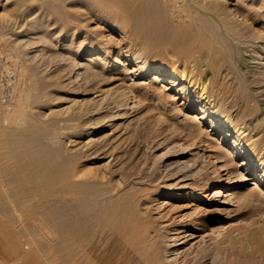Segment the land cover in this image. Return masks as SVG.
Returning <instances> with one entry per match:
<instances>
[{"label": "bare ground", "instance_id": "bare-ground-1", "mask_svg": "<svg viewBox=\"0 0 264 264\" xmlns=\"http://www.w3.org/2000/svg\"><path fill=\"white\" fill-rule=\"evenodd\" d=\"M193 1L81 0L83 13L72 11L74 15L64 9L65 5L62 10L59 7L62 13L55 17L53 27L44 21L50 13H43L32 24L17 20L13 23L15 50L6 54L15 61L13 69L0 53V254L20 260L21 264H264V195L258 183L255 190L236 198L256 207L250 206V217L244 224L216 229L221 236L218 243L200 241L204 245L188 253L180 252L182 245L196 239L200 232L191 227L193 219L156 214L148 193L155 190L142 188L145 183L150 188L156 186L157 192L174 199L201 192L204 187L199 189L198 183L188 182L196 175L195 165L181 159L189 155L194 160L204 157L195 139L197 133L206 130L208 136L220 132L223 139H229L233 148L228 156L231 163L243 156L236 170H219L215 180H208L209 187H217L227 179V188L234 184L236 176L243 179L240 168L250 166L253 157L264 165V118L256 122L248 119L254 109L251 106L264 101V85L260 91H252L248 81L236 76L231 65L224 74V63L231 57L228 43L218 39L215 21L209 13L197 9ZM53 2L49 8L57 12ZM212 7L222 6L214 3ZM87 13L88 20L104 27V33L86 25L89 21L82 16ZM73 20V35L84 33L83 41L78 45L57 44L54 53L56 65L64 66L71 82L80 78L95 82L107 73L122 75L124 69L117 70L102 55L117 53L121 57L119 64L137 66L141 77L154 72L153 81L166 77L172 86L180 85L177 91L186 94L188 109L199 111L195 122L183 129L185 139L193 141L191 149L183 143L173 149L171 157L181 159L169 162L164 155L158 165L148 166V172L125 173L121 170L127 159L122 143L112 145L108 141L111 146L105 145L97 150V156L86 155L82 160V152L96 148L95 134L107 129V120L111 122L117 115L109 114L113 103L102 105L110 98L112 88L100 89L90 109L85 110L76 99L67 101L65 107L54 103L61 99L60 89L57 82L45 77L49 64L44 60V49L38 47L66 39ZM233 26L236 33L240 26ZM118 31L121 35L116 39ZM159 46L168 47L170 52L165 55ZM168 60L172 70L166 68ZM180 66L181 76L177 73ZM128 92H120L115 98L112 95V102L129 110ZM16 109H20L19 115ZM63 112L71 113L73 118L61 119ZM75 119L76 126H67L69 120ZM91 163L96 166L91 167ZM232 196L233 193L217 195L216 205L226 207L212 210L220 214L225 211L227 221L233 214L228 206L237 202Z\"/></svg>", "mask_w": 264, "mask_h": 264}, {"label": "rangeland", "instance_id": "rangeland-1", "mask_svg": "<svg viewBox=\"0 0 264 264\" xmlns=\"http://www.w3.org/2000/svg\"><path fill=\"white\" fill-rule=\"evenodd\" d=\"M50 1L52 2L53 0H0V53L2 58L6 57V59L8 60L7 65L9 66V68L13 69L15 66V61L12 60L11 57H7L6 54L15 50L12 42L15 39V33L12 31V25L14 22H16V20L22 21L21 23H26L28 25L37 21L43 13H50L48 17L50 15L51 16L47 19V21L46 19L44 21L47 22V25L51 27L52 25H54L53 23L55 17H58L59 14L61 15V8L64 5L68 8L64 9H66V11L70 10L74 15H76L75 12L77 11H80V13H83L85 11V7L83 6L84 3H81V0H55V3L53 2L54 4H57L55 5V7H58V10L59 7L61 9L59 11L57 10V12L52 11L51 8H49V5H51L49 4ZM188 1L189 0H180L182 4L183 2L184 4H187ZM214 3H221L222 7L213 8L212 5ZM193 4L194 6L196 5L197 9H201L200 11L207 14L209 13V17L212 19V21H215L214 24H216L215 26L217 27L218 32H220V34H217V36H219L218 39H224L223 41L228 43L229 56H231L229 57V61L231 63L229 61L225 62L223 70H227L228 68L226 69V67L231 65V69L235 73L237 72L236 76H238L244 82L248 81L246 83L249 84L252 91H260L262 89V86L264 85V0H194ZM81 9L84 11L81 12ZM88 15L89 13H87L86 15L84 14L82 18H86L88 20L90 18V15ZM226 18L228 19V21ZM88 21L89 22H86V25H89L91 28H96V31L99 33L105 32L104 27L99 23L92 22L91 20ZM234 21L237 23H235ZM72 22L73 23L70 24V29H68V32L66 34V39L60 40L59 38L58 41L48 42V44L50 43L51 45L44 44L38 47L40 50L44 49V60L47 64L50 65V67L48 65V71L46 72L45 77L49 78V81L57 82L58 89H60L58 91L61 99L56 100L54 103L57 104L58 102V104H64V106L62 107H65L68 105L67 101L76 99L75 101H77L79 105L82 104L84 106V109H90L94 104L93 99L95 98L96 93L100 91V89L108 90L112 88L110 98L104 101L102 105H105L110 101V103L113 104L109 105L111 106V109H109V114H112L113 116H119L113 118V121L111 122L107 120V129L95 134L94 138L97 140V146L94 149L84 151L85 153L82 152V155H79L80 157L84 155L82 160L87 158L86 155H88V157H90L91 155L97 156L99 152L97 150L103 148V146L105 145L111 146V144L113 145L114 143L116 144L120 142L122 143L121 150L127 158L125 164L123 165L124 167L122 166L121 169L125 173H134V171L137 170H142V172L145 173L148 166L158 165L162 158L161 156L164 155L169 162H174V160L178 161L179 159H181L180 157L179 159L178 157L177 159L171 157L174 154L175 145L183 143L184 146H189L188 148L191 149V144L193 143V141L185 139V137L183 136V129L191 126L195 122V116L199 114V111L188 109L187 101L185 99L186 94L184 92L179 93V91H177L180 85L178 84L172 86L167 81H165L166 77H161L160 80L155 82L153 81L155 77L154 72H150L146 77H141L140 71L138 70L137 66L133 64L127 65L125 67L121 66L119 64V60L121 59V57H119L117 53L108 54L107 56L105 54L102 55L106 60L113 62L116 65L117 70L124 69L122 75L107 73L104 77H102V79L95 80V82H90L91 84L87 83L89 81L84 80L83 78H80L76 81L73 80L71 82V80H69V74H67L66 70L64 71V66L56 65L54 53H56L57 51V44L58 46L74 43V45H78L83 41L84 33L76 35L74 37L73 31L76 23H74V20ZM229 22H231L232 24H229ZM231 25L240 26L239 30H237L236 32L237 34L234 31V26L232 28ZM229 28L232 29L233 32ZM57 32H59V30ZM57 34L58 33H56V35ZM120 35L121 34L118 31L114 34V37H116V39H119ZM234 36L237 37V40ZM227 37L230 40L226 39ZM229 41H231V43ZM158 49H161V51L163 50L162 52L164 54L170 52V49L166 46H159ZM170 58L174 59L171 56ZM151 61L156 62L155 60ZM165 64L168 70H172V63L169 60L166 61ZM181 69L182 66H180L177 71L179 76H181V73L179 72ZM225 73L226 71L224 72V74ZM123 91H129L130 93H128L131 94V100L129 101V110H123V107H117V105L112 102L114 101L112 100V98H115L117 94H121L120 92L123 93ZM13 104H15L16 106L20 105L19 101H13ZM251 108L253 109V111L248 117L249 120H254L256 122L259 119L264 118V101H261L260 105L259 103H255L253 106H251ZM19 110L20 109H16L14 110V112L19 115ZM45 111L46 110H42V113H44ZM65 114L66 113L63 112V115L65 117L61 115L60 118L63 120L73 118V116H69V114L71 113H68L66 115ZM66 124L67 126L71 127V125L78 124V120H69V122ZM206 131H204V133H199V135L197 133L195 139L197 148L199 146L200 148H202V150H204V152L202 151L201 154L205 153L204 157L206 158L201 157L194 160L190 159L192 157L189 155L185 159H181L182 162H185L186 160L190 164L195 165L196 170L194 173L196 175L192 177V179H190V181L188 182L193 181L196 184L198 183L197 185L199 186V189L204 187L201 192L196 191V195L192 197L188 196L174 199L171 195H163L166 193L157 192L156 190H158V188H156V186L150 185V188L148 185H146V183L145 185H142V188L145 187L147 189L149 188L151 190H155L150 191L148 189V193H150L151 199L150 200L148 197V200H150L152 205L154 204L153 206L157 209L156 214L164 213L165 215L167 214V216H177V220H181L182 216L183 220L189 221L193 219V221H195V223L191 221L190 225L192 228L195 227L194 229L199 230L200 232L198 233V237L196 239L191 240L186 245H182L183 248L180 250V252L185 253L187 251L191 252V248H199L198 246L201 245V242L204 244L208 242V245H213L212 243H218L221 239L219 233L216 232L218 228L225 229L226 227L231 229L234 227H239L241 224L243 225L244 220L250 217L248 215L250 214V208L253 206V204L243 203V205L242 203L238 202V199L236 198L243 195L245 196V194L247 195V193L252 192L253 189L255 190L256 183H258L260 186L259 192L264 195V165H260L255 161L257 157H253V161L250 166H243L240 168V170L244 174L243 179L239 176H236V173H232V176H236V178H233V180H236L233 185H229V187L226 188L228 181H226L227 179H225V177V180L221 181L219 186L214 188L209 187V183H207L208 180H215L219 170H221L222 173H227L228 170H236L237 165L241 164L240 162L243 161V156H238L237 158H235V162L231 163L228 156L230 155L229 153L231 150H233V148L231 147L229 139H223V135L220 132H211L208 136ZM260 135L261 133H259V135L257 136ZM199 140L201 142H199ZM108 141L113 143L108 144ZM191 152H197V150H193ZM261 155L262 154H260V156ZM90 165L91 167H93L94 165L96 166V164L94 163H91ZM222 168H226V171H222ZM247 168L248 170H246ZM198 170L199 173L197 174L196 171ZM154 172L152 174H154ZM199 193L200 195L202 194V196H206V198L197 195ZM220 193H233L234 197L232 196V198H235L237 200V202L234 201V204L232 203V206H228L229 210L231 209V212L233 213L228 221L225 211L224 213L221 212V214L220 212L215 213L212 211L216 208L223 209V207H226L216 205V201L218 200L217 195H219ZM199 199L204 200V203L203 201H198ZM253 207L256 208L255 206ZM239 209L240 211L238 212ZM198 215H201V218ZM193 216L196 218H194ZM187 217H189V219ZM197 217H199L198 220ZM241 217H243V219ZM201 219L203 222L201 221ZM214 219L215 221H212ZM212 231L214 233H212ZM210 232L211 235L209 234ZM217 235L219 236V238ZM202 245L200 246V248L202 247ZM0 264H21V261L10 259L6 255L0 254ZM53 264H58V261H55Z\"/></svg>", "mask_w": 264, "mask_h": 264}]
</instances>
